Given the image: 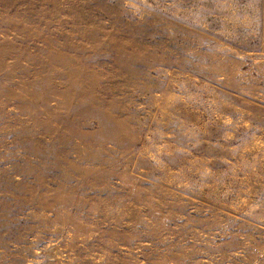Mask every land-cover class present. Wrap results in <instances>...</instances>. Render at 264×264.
<instances>
[{
    "label": "rangeland",
    "instance_id": "374dc122",
    "mask_svg": "<svg viewBox=\"0 0 264 264\" xmlns=\"http://www.w3.org/2000/svg\"><path fill=\"white\" fill-rule=\"evenodd\" d=\"M0 264H264V0H0Z\"/></svg>",
    "mask_w": 264,
    "mask_h": 264
}]
</instances>
